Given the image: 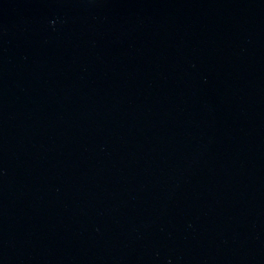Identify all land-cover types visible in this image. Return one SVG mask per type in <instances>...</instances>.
<instances>
[{"label": "water", "instance_id": "1", "mask_svg": "<svg viewBox=\"0 0 264 264\" xmlns=\"http://www.w3.org/2000/svg\"><path fill=\"white\" fill-rule=\"evenodd\" d=\"M0 264H264V0H0Z\"/></svg>", "mask_w": 264, "mask_h": 264}]
</instances>
